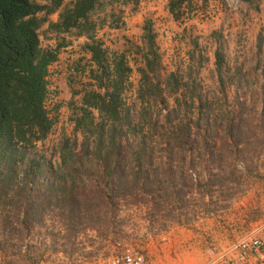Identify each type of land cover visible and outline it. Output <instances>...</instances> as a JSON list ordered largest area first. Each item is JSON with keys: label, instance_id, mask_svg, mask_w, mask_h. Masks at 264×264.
Here are the masks:
<instances>
[{"label": "trees", "instance_id": "1", "mask_svg": "<svg viewBox=\"0 0 264 264\" xmlns=\"http://www.w3.org/2000/svg\"><path fill=\"white\" fill-rule=\"evenodd\" d=\"M40 1L0 0L1 253L16 247L27 264H35L40 257L26 240L49 207L57 210L55 216L70 236L105 228L114 229L115 235L125 207L142 206L149 219L162 214L177 224L196 198L205 214L225 208L243 173L236 165L233 145L240 142L243 131L231 119L226 134L233 147H213L201 135V147H189L197 143L201 127L193 121L195 133L191 121L181 117L180 80L174 74H161L151 22L143 27L137 107L130 106L125 94L132 69L124 56H112L94 40L97 24L92 20L105 6L130 0H73L64 8V0ZM183 1L170 2V14L176 19ZM241 1L252 6L258 2ZM56 12L58 20L53 23L49 17ZM45 23L56 32L75 29L92 41L86 45L88 88L80 92L73 119L81 141L71 146L66 140L58 147L57 167L36 150L53 125L45 103L49 67L57 55L40 45L39 31ZM218 50L217 72L223 84V57ZM145 94L151 99L146 100ZM170 96L175 104L168 109ZM195 97L201 104V96ZM152 116L156 122L160 119V126L147 122ZM257 127L264 129V98ZM155 128L164 129L162 136L170 147L154 146Z\"/></svg>", "mask_w": 264, "mask_h": 264}, {"label": "rangeland", "instance_id": "2", "mask_svg": "<svg viewBox=\"0 0 264 264\" xmlns=\"http://www.w3.org/2000/svg\"><path fill=\"white\" fill-rule=\"evenodd\" d=\"M72 1L64 0L62 8ZM171 1L130 0L127 4L107 5L92 18L97 24L93 38L112 56L122 55L128 62L132 72L125 98L130 106L136 104L137 107L140 79L137 67L142 63L143 27L145 22H151L161 59L160 72L166 76L174 74L180 80L177 97H180L181 117L184 115L191 121L195 133L198 128L193 121L199 122L201 127L197 143L189 147H201L199 135L213 147H236V165L239 170L243 169L240 185L233 186L231 192L236 196L245 186L246 166L253 168L259 157L264 160V129L257 127L264 98V0H258L255 6L241 0H184L176 11L177 19L170 14ZM49 20L56 22L58 12ZM39 39L41 47L56 51L57 59L49 67V96L45 103L53 125L47 136L36 144V150L57 167L58 147L66 140L71 146L81 141L73 119L80 92L88 88L90 54L86 45L92 41L77 34L75 29L56 32L47 23L39 31ZM217 50L223 57V84L218 78ZM195 95L201 96V104ZM145 99L151 98L145 94ZM167 100L170 109L175 104L174 96ZM151 106L154 107L152 102ZM152 118L147 122H156L155 117ZM231 119L243 131L237 144L226 134V125ZM160 124L159 119L156 125ZM151 133L155 147L171 146L162 136L164 129L155 128ZM197 201L198 198L193 201L194 207L189 208L186 218L182 217V225L192 224L205 214ZM48 209L26 240L34 245L40 257L35 264H105L117 252L115 243L118 242L145 254V228L163 230L177 224L162 218V214L149 219L144 207L132 206L122 208L120 219L123 222L116 227L115 235L112 234L114 229L105 228L70 236L55 216L57 210ZM19 255L16 247H8L6 253L0 251V264H27Z\"/></svg>", "mask_w": 264, "mask_h": 264}, {"label": "crops", "instance_id": "3", "mask_svg": "<svg viewBox=\"0 0 264 264\" xmlns=\"http://www.w3.org/2000/svg\"><path fill=\"white\" fill-rule=\"evenodd\" d=\"M256 162L253 168L246 166L245 186L225 209L201 215L192 224L145 228L146 264H206L264 220V160L259 157ZM249 264H264V249Z\"/></svg>", "mask_w": 264, "mask_h": 264}, {"label": "built area", "instance_id": "4", "mask_svg": "<svg viewBox=\"0 0 264 264\" xmlns=\"http://www.w3.org/2000/svg\"><path fill=\"white\" fill-rule=\"evenodd\" d=\"M117 252L105 264H146V258L136 248L127 244L115 243ZM264 249V220L231 243L224 251L215 253L206 264H249L251 257Z\"/></svg>", "mask_w": 264, "mask_h": 264}]
</instances>
